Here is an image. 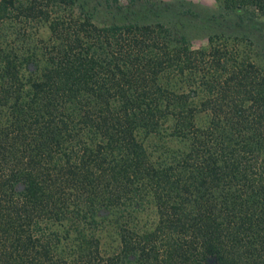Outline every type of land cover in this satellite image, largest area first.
<instances>
[{
  "label": "trees",
  "instance_id": "16d2710c",
  "mask_svg": "<svg viewBox=\"0 0 264 264\" xmlns=\"http://www.w3.org/2000/svg\"><path fill=\"white\" fill-rule=\"evenodd\" d=\"M75 2L0 0V264H264V36Z\"/></svg>",
  "mask_w": 264,
  "mask_h": 264
},
{
  "label": "rangeland",
  "instance_id": "374dc122",
  "mask_svg": "<svg viewBox=\"0 0 264 264\" xmlns=\"http://www.w3.org/2000/svg\"><path fill=\"white\" fill-rule=\"evenodd\" d=\"M75 1L77 10L81 9L78 4L87 5L100 20L161 21L174 31L185 33L195 46L205 43L206 36L219 34L235 40L242 50V45L251 48V40L245 39L246 35L253 40L264 36V18L250 19L245 14H234L217 0ZM258 55L264 58L261 51Z\"/></svg>",
  "mask_w": 264,
  "mask_h": 264
}]
</instances>
